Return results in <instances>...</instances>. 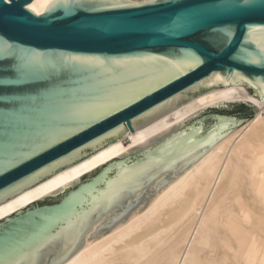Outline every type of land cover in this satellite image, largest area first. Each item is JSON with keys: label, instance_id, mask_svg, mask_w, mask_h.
Here are the masks:
<instances>
[{"label": "water", "instance_id": "obj_1", "mask_svg": "<svg viewBox=\"0 0 264 264\" xmlns=\"http://www.w3.org/2000/svg\"><path fill=\"white\" fill-rule=\"evenodd\" d=\"M30 1L0 0V202L219 87L244 85L264 103L261 65L241 51L264 45L260 9L224 7L235 0H53L36 14ZM220 29L232 31L223 50L208 42ZM257 110L208 106L3 217L0 264H61L128 222ZM101 176L93 194L82 192Z\"/></svg>", "mask_w": 264, "mask_h": 264}, {"label": "bare ground", "instance_id": "obj_2", "mask_svg": "<svg viewBox=\"0 0 264 264\" xmlns=\"http://www.w3.org/2000/svg\"><path fill=\"white\" fill-rule=\"evenodd\" d=\"M53 0L26 7L42 13ZM134 3L143 0H130ZM218 102L258 110L179 174L142 211L61 264H264V103L219 87L0 202V219Z\"/></svg>", "mask_w": 264, "mask_h": 264}, {"label": "snow or ice", "instance_id": "obj_3", "mask_svg": "<svg viewBox=\"0 0 264 264\" xmlns=\"http://www.w3.org/2000/svg\"><path fill=\"white\" fill-rule=\"evenodd\" d=\"M8 3L9 4L12 3V0H8ZM224 7L232 8V9L236 10L239 14L243 15V14H246V13L251 12V11L256 10V9H260V10L264 11V0H235L234 3H231V4L226 5ZM259 30L261 32H264V26H260ZM256 31H257L256 27L250 26L247 29L248 34H254ZM231 36H232V31L230 29L213 30L211 36L208 39V42L210 44H213V46H215V44L218 41L219 45H220V49L223 50L225 47L228 46ZM248 38L250 39V35ZM7 47L10 48L11 46H7ZM241 51L243 52V58L245 60H247L249 63H252V64H257V63L260 64L261 65L260 71L264 72V45H261V47L259 48V50L256 54L249 52V46L247 44L242 45ZM69 59L79 60L81 58L71 57ZM85 62L90 63V61H85ZM200 63H201V61L199 59L193 58L190 62V67L196 68V66ZM161 87H163V86H161ZM136 99H140V97H136ZM133 102L134 101L132 99H129V101H128V103H130V104ZM111 115H112V113H92V114H90L89 118L92 120H103L106 117H109ZM76 131H80L79 126H77ZM49 143H55V141L45 142V144H43L42 147L48 146ZM101 183H104V177L103 176L98 177L95 181L90 182L88 185H85L82 189V192L88 193V194H93L95 192L96 186L98 184H101ZM92 199L94 202L96 197L93 195Z\"/></svg>", "mask_w": 264, "mask_h": 264}, {"label": "rangeland", "instance_id": "obj_4", "mask_svg": "<svg viewBox=\"0 0 264 264\" xmlns=\"http://www.w3.org/2000/svg\"><path fill=\"white\" fill-rule=\"evenodd\" d=\"M243 123V122H242Z\"/></svg>", "mask_w": 264, "mask_h": 264}]
</instances>
